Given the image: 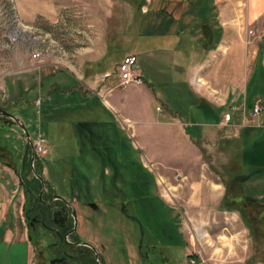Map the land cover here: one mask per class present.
<instances>
[{"label": "rangeland", "instance_id": "1", "mask_svg": "<svg viewBox=\"0 0 264 264\" xmlns=\"http://www.w3.org/2000/svg\"><path fill=\"white\" fill-rule=\"evenodd\" d=\"M251 1L0 0V109L17 117L28 132L0 115L12 121L0 123V147L19 174L8 184L0 174V264H51L49 243L57 236L42 226L32 231L24 214L30 210L29 196L41 190L37 175L46 180L43 200L54 190L76 211V230L68 238L92 244L102 264H187L190 259L195 264H264V207L242 204L235 223L233 214L220 213L228 173L242 174L243 195L264 199V174L252 176L258 166L239 158L241 146L250 145L240 142L243 135L264 139V111L254 117L241 106L230 114L239 126L215 125L209 103L197 101L186 82L189 74L194 89L196 83L204 85L194 65L209 52L220 53L223 82L220 93L213 92L220 104L228 106L231 90L234 96L248 90L262 100L264 70L258 64L264 54V0L256 10ZM204 25L216 34L205 39V48L197 41L202 29L210 30ZM165 28L167 34L159 35ZM219 39L225 46H216ZM179 45L186 57L175 52ZM35 52L40 53L37 60ZM160 54H165L162 66ZM130 55L142 80L122 87L120 64ZM77 71L86 78L78 79ZM103 71L107 77L95 75ZM92 78H109L115 85L107 94L101 91L100 102L81 100L76 93L77 85L90 86ZM226 111L217 110L220 119ZM173 120L187 126L186 133L198 142L210 170L207 194L194 190L198 181L175 179L176 186L157 181L155 167L147 162L148 152H170L174 141L160 137L165 132L156 122ZM39 133L44 145L34 151ZM13 187H20V197L23 193L26 231L14 195L9 202ZM53 208L61 207L55 203ZM48 226L59 230L51 220ZM24 239L27 243L17 241ZM77 262L86 263L84 258Z\"/></svg>", "mask_w": 264, "mask_h": 264}, {"label": "crops", "instance_id": "2", "mask_svg": "<svg viewBox=\"0 0 264 264\" xmlns=\"http://www.w3.org/2000/svg\"><path fill=\"white\" fill-rule=\"evenodd\" d=\"M259 1L260 0H252L251 1V4L254 6L255 10L258 7L257 4L259 3ZM159 25H162V23H160ZM164 26H166V25H164ZM165 30H166V28L163 31H161L159 33V35L165 36L167 34V32L165 33ZM212 34L214 35L215 31H213ZM195 37H198V36H195ZM186 41L188 43H191L192 38H190L189 36H186ZM197 41H198V44H200L201 42H204V44H205V42H206V45H207V40L204 39L202 31H201ZM220 44L222 46H225V42H222L219 39L216 46L218 47V46H220ZM160 49H162V48H160ZM163 50H166V48H163ZM175 52H180V53L184 54L183 55L184 57L187 56V54L184 52V47L181 45H179L178 49H176ZM219 55H220V53L218 55H214V53L210 54V52H209L207 54V57L203 60L202 63L194 65V66L198 67L196 69V71L199 72L198 74L202 79V82H200V83L202 84L204 82L203 83L204 85H202L200 87L199 84L196 83L197 85H195L196 88L194 89L191 86V84H194V83L191 80V77L189 74L186 75V80H187L186 82L191 87L192 93L194 95L198 96L197 101L199 99L200 100L205 99L206 102L209 103V105H210L209 106L210 107V113L209 114L214 118L215 125H218L219 123L226 124L228 122L227 124H229L231 126L232 125L239 126V124L237 122H233L234 120L231 117L227 122H225L223 120V117H221V119H220V116L217 113V110H220V108H222V109L226 108L227 113L229 112L230 114L234 115V113H236L235 110L238 109V107L243 106L244 108L247 107V108L251 109L253 104L255 103V101L260 97H257L256 94L249 93L248 90H247V92H245L244 96H240V94H238V96H234V94H235L234 90H231L230 93L233 96L232 95L228 96V98H229V103L227 104L228 106L224 107L225 106L224 103L220 104V101L217 100L218 96L215 97V95L213 93L214 91H216L217 94H218V92L220 93V84L223 82L222 81L223 76L220 77L221 76L220 75L221 74L220 73V66H224L223 63H225V61L220 62V56ZM164 56H165V54H160V56L158 58L159 59L158 65H160V66L163 65V62L165 61L164 60L162 62ZM258 65L259 66L262 65L263 70H264V54H263L262 60L260 61V63ZM259 66H257L258 69H259ZM255 69H254V72H255ZM104 72L105 71L100 72V73L95 74V75H99V74L103 75L102 73H104ZM254 72H253V74H254ZM77 73L79 76L78 79L82 80V79L86 78L83 76V73H79V71H77ZM72 74L75 76L74 73H72ZM95 75H93V77ZM255 75L257 77V74H255ZM108 79L107 80H101L98 82V81H95L94 78H92L90 86L85 85L83 83H80L79 85H77L75 87V89L77 90L76 93H77L78 97L81 100H86L87 97L88 98H95L100 102L101 98H102V97H100L101 91L104 90V93L107 94L115 86L112 84V81L108 80ZM55 86H57L56 83H55ZM262 92H263L262 93L263 98H261V99L264 101V89ZM103 101H105L107 103V101L105 99H103ZM240 102H242V103H240ZM237 104H239V105H237ZM198 106H199V104H198ZM112 107L114 108V110H118L117 106L113 105ZM244 108H242V110H244ZM202 109H204V108H202ZM218 119H219V122H218ZM5 120L0 119V123L1 122H3L4 124H7V123L11 124L12 123V121H10V123H9V121H5ZM156 123H157L156 126L159 128V131L165 132L164 134H161L160 137H162L164 135L165 138L168 137V139L170 141H174V145L170 149V152L163 151V152H153V153L148 152V153H146L147 158L150 160V162L147 161L148 164L153 165L155 167V172L157 174V177H156L157 181H159V182L160 181H166V182H169V184L172 186L177 185V184H175V179H176V181L180 180V179L186 180L188 182L198 181L199 185H195L194 190H198L199 195L207 194V192L209 191L207 181L209 178L210 170H209L206 162L202 159V155L200 153V150L196 145V143H198V142L194 141V138L190 137L186 133L185 128H187V126L184 127L182 122H180V120H173L170 122H163V123L156 122ZM262 124H260V126L263 127L264 125H262ZM234 128L236 129V127H234ZM246 129L247 128H245L244 130L241 129L240 131H242L244 133ZM251 141L252 140L250 138L245 137L244 135L241 137V140H240V142L243 143V145L248 144V143L251 144ZM240 145H242V144H240ZM243 150H245V149L241 146V149L239 152L240 160H241V153ZM30 151L31 150H29V154H30ZM0 152H1L0 156H2L4 159L3 161L0 159V174L4 175V179L6 180V184H8L9 181L14 182L15 180L16 181L19 180V177L17 178V175H19V174H17V172H16L15 165H12L9 162V159H10L9 152L2 147H0ZM19 160H20V163L23 166V170H24L25 154L24 155L22 154L21 157L19 158ZM241 162H242V160H241ZM232 175H234V174L232 173ZM252 176H254V175H252ZM20 181H22V179ZM204 181H206V184L204 183ZM222 183H223L224 191H225L224 182H222ZM14 187L9 194V202L11 203V198L14 195V198H15V200H17L19 205H17L16 207H14V206L13 207H14V209L19 208L18 211H19V214H21L20 215L21 216L20 223L24 227L23 221H25V220H24V217L22 215L23 208H24L23 193L20 197L19 196L20 187L18 190H16ZM187 188L190 189V183H188ZM2 190H4V189L1 188V184H0V198L2 197V195H1ZM203 190H205V191H203ZM220 190H221V187H220ZM171 191L173 193L175 192V194H177V195L184 194V192L179 193L180 190L174 191V189H171ZM166 193L169 195L168 192H166ZM223 195H224V192L222 194V197H223ZM169 196H171V195H169ZM160 197H161V194H160ZM222 197L220 198V201H221ZM165 203L169 206H172V205L168 204L167 202H165ZM235 211H237V210H235V209H232V210L220 209V213H222V214H223V212L228 213V214H233V216H232V222L233 223H235V220H234ZM0 214H1V207H0ZM24 229L26 231L27 228L24 227ZM26 239H27V236H26ZM26 239L17 240V241H19V242L25 241V243H27L28 240H26ZM7 241H12V240H7ZM126 243H128V242H126ZM29 249H32L31 244H29ZM127 251L129 252L128 247H127Z\"/></svg>", "mask_w": 264, "mask_h": 264}, {"label": "trees", "instance_id": "3", "mask_svg": "<svg viewBox=\"0 0 264 264\" xmlns=\"http://www.w3.org/2000/svg\"><path fill=\"white\" fill-rule=\"evenodd\" d=\"M204 26H206V25H204ZM208 26H206V28H208V29L210 28L209 31L202 29L204 39H207L213 35L212 34L213 31H212L211 27L210 26L208 27ZM199 45L201 47L205 48L204 42H201ZM254 76H255V74H254ZM246 130H245V132H246ZM261 158H262V161H261ZM241 160H242V163H244L245 165L248 164V165L254 166V167L258 166L257 172H255V168L251 170V173H253L254 176H256V175L258 176L259 174H262V173L264 174V172H263L264 171V139H253L251 141V144L247 148L245 146V150H243L241 153ZM228 174H229L230 182H224L225 191H224V195L220 201V209H222V210L235 209L240 214L242 212V208L245 205H247V207L251 206L252 208H254L256 210H260L259 208L264 207L263 206L264 205L263 204L264 199L256 198L252 193L247 194V196L243 195V193H242L243 178H241L242 177L241 173L239 176L237 174V176H235V177H234V175L231 176L230 173H228ZM34 178H36L35 180L38 181L35 174H34ZM230 183H232L233 187L231 186ZM26 192L32 193V191H30L28 189L26 190ZM37 196L34 198L32 196H29V198H28L29 200H28V204H27L28 208L31 206H34L37 201L42 202L43 198L37 199ZM55 203L61 207L59 210H54V208L52 209V205H54ZM261 205H262V207H261ZM48 207L51 208V210H49V212H47V216L49 218V221L51 220V223L53 224V226H56L63 233V235H66V233L71 229V227H69L70 222H71V218L69 215L70 213L68 211V209H69L68 206L63 201L56 199L55 202L53 201V203ZM23 209H25V204H24ZM26 213H28L27 210H26ZM26 213L24 212V214H26Z\"/></svg>", "mask_w": 264, "mask_h": 264}, {"label": "flooded vegetation", "instance_id": "4", "mask_svg": "<svg viewBox=\"0 0 264 264\" xmlns=\"http://www.w3.org/2000/svg\"><path fill=\"white\" fill-rule=\"evenodd\" d=\"M45 186H46V180H44L43 189L41 184L42 193L46 188ZM39 193L37 199L42 198V196L39 197ZM54 195H55L54 190L50 191L48 199L42 200V202L37 201L34 206L28 208L30 210L28 213L25 214V219L28 222L32 231L36 227L42 226L43 228H46L48 231H50L53 235L57 236V240L49 243V245L52 244V246L49 248V251L50 252L54 251V255L52 256V258L63 257V261L54 264H77L80 263L77 261H81L83 258L84 261H86V264H102L99 259V254L97 257L94 253V250H92L89 246L79 244L78 242L81 240H71L70 238H68L69 235L71 236L73 232L70 233L68 236H66V235H62V232L60 230L55 231L52 227L48 226L49 218L47 216V212L51 210V208L48 206H50L55 200L52 199ZM55 244H59V246L55 248L54 247ZM71 250L74 251L71 252ZM79 254H81V256Z\"/></svg>", "mask_w": 264, "mask_h": 264}, {"label": "built area", "instance_id": "5", "mask_svg": "<svg viewBox=\"0 0 264 264\" xmlns=\"http://www.w3.org/2000/svg\"><path fill=\"white\" fill-rule=\"evenodd\" d=\"M39 52H35L33 55V60L39 59L40 55ZM136 62L135 56H127L124 59V62L120 64V70H121V84L122 87L129 84V83H140L142 80V77L140 75L139 70L134 69L132 65ZM108 74H103L102 79L107 77ZM264 111V104L262 100L257 99L255 103L253 104V107L251 108V116H258L260 113ZM230 113H225L223 120L227 122L230 119ZM44 137L41 133L37 134L32 142V146L34 151H40L42 149V146L44 145ZM189 264H195L194 260H191Z\"/></svg>", "mask_w": 264, "mask_h": 264}, {"label": "water", "instance_id": "6", "mask_svg": "<svg viewBox=\"0 0 264 264\" xmlns=\"http://www.w3.org/2000/svg\"><path fill=\"white\" fill-rule=\"evenodd\" d=\"M0 115L1 116H6V117H10L13 120H15L17 123H19L20 127L24 130L26 136H28V132L26 131V128H25L24 124L22 122H20V120L17 117L13 116L12 114H10L7 111L2 110V109H0ZM28 142H29V144L31 146L30 140H28ZM31 158L32 159L34 158V151L33 150L31 152ZM37 177L40 179L41 184H42V189H43V187H44V179L40 175H37ZM41 194H42V190L39 193V197H41ZM52 199H60V200L64 201L66 203V205L70 208V211H71L72 217H73V227L71 228V230H69L67 232L66 236H68L70 233H72L74 230H76V226H77L76 211L72 208L71 204L65 198L55 194L52 197ZM78 243L89 246L92 250H94L95 255L98 257V252L96 251L95 247L92 244H90L88 242H85V241H79ZM62 261H63V257H60V258L59 257H55V258H52L50 260V263L54 264V263H59V262H62Z\"/></svg>", "mask_w": 264, "mask_h": 264}]
</instances>
